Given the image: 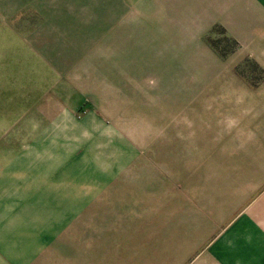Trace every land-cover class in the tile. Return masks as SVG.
I'll return each mask as SVG.
<instances>
[{
    "label": "rangeland",
    "instance_id": "obj_1",
    "mask_svg": "<svg viewBox=\"0 0 264 264\" xmlns=\"http://www.w3.org/2000/svg\"><path fill=\"white\" fill-rule=\"evenodd\" d=\"M176 2L0 0L9 253L137 264L149 241L159 261L163 212L207 180L264 81L252 40Z\"/></svg>",
    "mask_w": 264,
    "mask_h": 264
},
{
    "label": "crops",
    "instance_id": "obj_2",
    "mask_svg": "<svg viewBox=\"0 0 264 264\" xmlns=\"http://www.w3.org/2000/svg\"><path fill=\"white\" fill-rule=\"evenodd\" d=\"M176 5L222 23L247 45L252 40L264 68V0H177ZM226 132L223 156L210 157L215 167L209 166L207 180L176 199L170 220L163 212L159 261L153 263L150 242L144 241L143 262L137 264H264V81ZM7 236L0 231V264H59L56 252L41 253L39 246L9 253V243L23 242H9Z\"/></svg>",
    "mask_w": 264,
    "mask_h": 264
}]
</instances>
